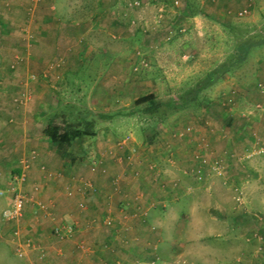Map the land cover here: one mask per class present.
Wrapping results in <instances>:
<instances>
[{"label": "crops", "instance_id": "0c3cea01", "mask_svg": "<svg viewBox=\"0 0 264 264\" xmlns=\"http://www.w3.org/2000/svg\"><path fill=\"white\" fill-rule=\"evenodd\" d=\"M113 1L42 0L34 6L32 0H0V195H6L12 201L10 188L15 185V176L12 174L15 171L22 173L21 167L28 158L38 157L36 167L42 162L54 167L53 162H56L57 169H53L55 173L48 170L42 174L46 185L41 196L51 203V212L57 215L59 222H73L70 239H55L49 236L47 222H41L45 225L43 227L40 225L39 228L32 229L34 219L39 222L34 217V212H39L41 217L45 210L28 211L30 206H26L22 220L25 224L21 226V230L20 227L16 228L19 224L9 223L3 217V213L10 207L9 203L5 205L0 220V247L6 245L4 247L9 248L22 264H227L226 259L229 264V259H235V256L240 261L243 260V263L247 261L251 264L249 257L238 256L243 248H236L234 244L219 248L218 239L225 237L228 242L235 234L238 222L236 224V219L232 216L236 213L231 209L230 214L228 210L233 203L232 197L220 178L214 174L205 181L194 178L193 173L207 171L204 166H174L167 170L168 178L165 176L161 181L154 178L156 182H147L142 175L139 179L137 176L125 180L126 174L119 171L116 177L123 178L116 183L113 176L119 168L111 160L98 173L87 169L84 175L93 177L94 182L86 183L84 178L79 177L80 168L73 167L69 171L72 167L69 168L58 156L46 150L49 141L44 137L43 130L50 118L46 113V118L41 119L36 111L40 109L46 112L49 109L50 92L40 90L44 86L42 82L37 84L39 92L31 89L35 85L33 82L30 92H17L18 78L25 75L26 70L12 64L14 59L11 55L14 54L18 59L23 55L21 58L27 69H38L50 60L57 59H65L67 65H80L92 60L95 49L93 45L97 44L93 39L106 36L116 39L121 37L123 30L130 29V25L122 24L125 18L123 14L120 17L119 10H114ZM164 1L170 4L172 0ZM219 1V7L224 4L221 8L223 16L214 25L222 26L223 31L230 34L228 27L231 24L228 25L227 22L231 16L228 15L229 8L235 14L244 6L252 10V0ZM213 2L216 0L209 1L211 4ZM206 12L193 13L187 3L182 14L178 11L170 12L169 18L173 21L169 22L166 29L174 28L175 31V27L179 25L186 33L194 30L204 33V26H210L206 20L209 19ZM145 20L142 21L143 25L151 26V22ZM141 33L145 38V33L140 31L136 34V41L128 40L129 46L101 48L104 55L111 58V67L105 73L108 75L106 80L110 81L112 90L122 91L94 92L108 95L109 100L105 103L107 108L114 107L111 102L114 98L118 102L119 98L132 92V89H138V84L143 87L145 78L133 76L135 66L142 60L135 53V48L151 51V63L156 62L153 59L165 60L163 65L167 71L169 68L174 72L182 62L179 54L187 47L191 49L194 46L187 34L178 36L174 45H165L162 51H153L148 48L150 40L146 43L139 40ZM87 36L93 42H86L84 39ZM125 38L128 39L126 36ZM151 48L158 49L152 45ZM92 63L96 64L95 60ZM178 72L179 70L162 78L149 76V82H154V88L160 89L165 79L168 82L179 77L183 79L185 72ZM28 78L29 76L26 79ZM135 78L137 82L133 85L131 81ZM116 79L120 86L116 85ZM10 86L12 92H4ZM189 106L190 104L185 107ZM233 121L228 120L229 123ZM262 123L259 125H264V117ZM17 162L21 163L18 168ZM43 168L45 167L41 166ZM121 169L123 168L119 170ZM61 170L67 174L61 173ZM209 177L213 178L210 182L207 180ZM26 183L27 181L17 185L22 190ZM90 185L94 187L91 188ZM239 210L238 207L236 211ZM16 229L23 231L24 244L29 245L21 248L22 254L15 244L22 243V235L17 238L14 234ZM30 230L36 235L28 241Z\"/></svg>", "mask_w": 264, "mask_h": 264}, {"label": "rangeland", "instance_id": "374dc122", "mask_svg": "<svg viewBox=\"0 0 264 264\" xmlns=\"http://www.w3.org/2000/svg\"><path fill=\"white\" fill-rule=\"evenodd\" d=\"M173 1L169 4L164 0H114V10L115 8L119 10L120 17L123 14L125 21L122 24L130 25L129 31L123 30L121 37L116 39L110 36L93 39L97 44L93 45L95 49L92 60L80 65H67L65 59H57L50 60L38 69L31 67L27 69L23 65L21 58L23 55H20V59L14 57V54L11 55L14 59L12 64L26 70L25 75L18 78L17 92H30L32 82L35 84L31 88L33 92H39L40 82L43 83L44 86L40 90L50 92V99H48L49 109L46 112L40 109L36 111L41 119L46 118V113L49 118H54L56 115L59 121L68 119L72 122L82 115H87L88 118L95 116L96 136L75 145L72 152L79 156L76 163L70 164L60 158L55 145L50 143L46 145V150L58 156L69 168L72 167L67 168L69 171L73 170V167L80 168L79 177L84 178L86 183L94 182L93 177L84 175L87 169L98 173L111 160L119 169L123 168L117 169V173L114 174L113 179L116 182L123 178L119 176L115 178L119 171L126 174L125 180L137 176L139 179L142 175L143 180L156 182L154 178L161 181L168 175L167 170L174 166L192 164L207 168L205 173H193L194 178L205 181L210 175L218 176L221 183L228 188L229 196L232 197L233 203L228 205L230 207L228 210L230 214H232L231 209L236 213L232 216L236 219V224L238 222L235 234L228 242L225 241V237L218 239L219 248L234 244L236 248H243L238 255L240 258L249 257L251 264H264V125H259L264 117V46L253 49L234 75H225L210 88L197 92L212 70L230 62L242 39L264 36V0H252V10L244 6L236 14L232 8H229L228 15H231V19L228 18L227 22L228 25L231 24L229 29L233 34H227L222 26L214 25L218 23L217 19L221 20L223 16L221 8L224 4L219 7L218 0L212 4L209 3L210 0H189V2L178 0L177 7L174 6ZM187 3L193 13L205 12V10L209 13L206 12L209 16L206 20L210 26H204L203 30L206 29L204 33L195 30L186 33L179 25L175 27V31L174 28L166 29L169 22L173 21L169 18L170 12L178 11L182 14ZM35 4L39 3L34 2V6ZM161 9H163L162 13ZM144 18L148 23L151 22V26L143 25L146 21ZM140 31L146 36L144 38L142 33L139 34L141 36L139 40L145 43L150 40L148 48L153 51L163 50L165 45H174L178 36L188 34L194 46L191 49L187 47L179 54L182 62H178L180 64L176 66L178 73L185 72V75L183 79L179 77L170 82L165 79L160 89L154 88L155 84L149 82V76L167 77L177 70L172 72L173 70L168 68L167 71L163 65L165 60L153 59L156 62L151 63L149 60L151 51L146 52L144 48L134 47L138 58L142 60L138 64L139 67L138 65L135 69L133 67V76L140 75L145 78L143 87L138 84V89H132V92L119 98L118 102L114 98V101H111L114 107L107 108L105 103L109 100L108 95L94 92L122 91L112 90L110 81L106 80L108 75L106 76L105 73L111 67V58L104 55L101 48L107 49L113 45L126 46L128 40L136 41V34ZM229 35L233 37L230 38ZM84 40L93 42L88 36ZM151 45L157 46L158 49H152ZM94 60L96 64L92 63ZM28 76L29 78L26 79ZM32 76L35 78L32 79ZM116 82V85H121L117 79ZM131 82L135 85L137 79ZM7 85L9 86L10 83L8 82ZM11 89L12 86L4 92H12ZM150 94L156 96L155 101L139 106L136 104L138 99ZM115 95L118 97V94ZM186 100L190 101L188 108L176 109L166 105L182 103ZM152 102H158L160 106L154 109ZM110 114L113 115L109 119L104 118ZM230 119L234 121L229 123ZM35 159L28 158L30 168L26 172L27 185L21 190L28 198L35 200L27 205L30 206L28 211L45 210L41 217L39 212L33 211L34 217H37L39 222L34 219L32 229L39 228L40 225L43 227L45 225L42 223L47 222L49 236L61 241L68 240L71 235L58 237L54 228L59 226L67 228L66 230L73 229V222L66 223L67 225L62 221L59 222L57 215L51 212V203L41 196L42 189L46 185L42 174L48 170L55 173L53 169H57L56 162H53L54 167H49L47 162H42L36 167L38 157ZM18 166L20 167L21 163L17 162L16 168ZM41 166L45 168L41 169ZM60 172L67 174L64 170ZM12 175L16 177L19 173L15 171ZM212 179L209 177L207 180L210 182ZM10 195L12 198V192ZM9 203H11L9 197L0 195V220L5 205ZM38 203L41 205L39 206ZM238 207L240 210L236 211ZM22 222L21 220L16 228L20 227L22 230L21 226L25 224ZM25 222L27 224V220ZM31 230L30 233L28 232L31 234L28 236V241H31V237L35 234ZM21 235L20 241L24 246L23 231ZM35 242L38 244L37 240ZM15 244L18 246V243ZM4 246L0 247V264H22L21 260L14 257L9 248ZM229 260V264H249L247 261L243 263V260L240 261L236 256L235 259ZM226 262L228 264L227 259Z\"/></svg>", "mask_w": 264, "mask_h": 264}, {"label": "trees", "instance_id": "16d2710c", "mask_svg": "<svg viewBox=\"0 0 264 264\" xmlns=\"http://www.w3.org/2000/svg\"><path fill=\"white\" fill-rule=\"evenodd\" d=\"M229 28L231 27H228V29ZM229 32L230 34H233L230 29ZM262 46H264V36L253 37L251 39H242V41L238 44V50L230 58V62H227L220 67L212 70L207 78H205V80L202 82L197 92L199 93L210 88L216 82L221 80L225 75H234L236 69L247 59L252 50ZM155 100L156 96L154 94H150L138 99L136 104L139 106L141 104ZM189 102L186 100L182 103L166 105H168V107L170 108L181 109L185 107ZM152 105L154 109H157L160 106L158 102H152ZM111 116L112 115H106L104 116V118L109 119ZM96 123L97 120L95 119V116L92 118H88L87 115H82L78 117L77 120L72 122L68 119L59 121V117L55 115L54 118H50L47 121L43 130V135L50 144H53L57 147V153L59 154L60 158L68 161L70 164H74L78 161L79 158V156H76L72 152L75 145L81 141L86 140L87 138H93L96 136V132L94 130ZM33 158L35 159L36 157Z\"/></svg>", "mask_w": 264, "mask_h": 264}, {"label": "built area", "instance_id": "2783aa9c", "mask_svg": "<svg viewBox=\"0 0 264 264\" xmlns=\"http://www.w3.org/2000/svg\"><path fill=\"white\" fill-rule=\"evenodd\" d=\"M33 1V4L34 2L36 3H40L41 0H32ZM172 3H174V6H178L179 5V2L178 0H174ZM160 12L162 13L163 12V9L160 10ZM244 14H247V12H244ZM244 14H241V15H244ZM32 79L35 78V77H31ZM23 171L22 173L19 175V176H16L14 178V183L15 185H13L11 188H10V192H12V201H11V204H10V207L3 213V217L4 219L9 222V223H16L18 224L19 222H21V220H23L24 218V210H25V207L29 204V203H33L34 198H28L26 195H24L22 192H21V189L18 185L20 184H23L25 181H26V172L27 170L30 168V165H29V161L28 160H25L23 162ZM118 183V182H116ZM18 184V185H17ZM89 187L92 188V186L90 185ZM37 202H35L36 204ZM38 205L40 206L41 204L38 203ZM67 228L65 227H59V226H56L54 228V231L56 233V235H58V237H63V236H67V235H71L72 234V231L73 229L71 228H68V230H66ZM65 230L67 233H65ZM15 231V236L18 238H20V234L21 232L19 231V229H16L14 230ZM24 244V243H23ZM25 245L27 244H24V246L22 245V243H19L17 248H18V252L20 254H22V249L23 247H25ZM29 247V245H27ZM22 248V249H21ZM43 257H44V254H43Z\"/></svg>", "mask_w": 264, "mask_h": 264}]
</instances>
